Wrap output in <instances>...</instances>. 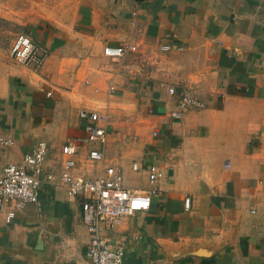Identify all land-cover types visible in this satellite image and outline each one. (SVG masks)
<instances>
[{
	"label": "crops",
	"instance_id": "crops-1",
	"mask_svg": "<svg viewBox=\"0 0 264 264\" xmlns=\"http://www.w3.org/2000/svg\"><path fill=\"white\" fill-rule=\"evenodd\" d=\"M15 13L47 57L34 71L13 41L0 53V173L44 142L58 177L61 147L85 135L79 111H96L106 159L86 160L99 146L84 145L75 172L114 166L127 188L157 191L147 211L99 226L123 264H264V0H0V16ZM107 45L129 51L114 62ZM185 89L203 108L174 118ZM38 197L0 215V264H90L80 202L58 182Z\"/></svg>",
	"mask_w": 264,
	"mask_h": 264
},
{
	"label": "built area",
	"instance_id": "built-area-1",
	"mask_svg": "<svg viewBox=\"0 0 264 264\" xmlns=\"http://www.w3.org/2000/svg\"><path fill=\"white\" fill-rule=\"evenodd\" d=\"M169 51L170 46L160 48ZM129 51V46H105L104 55L114 62H119ZM11 57L18 63L37 71L43 65L46 51L36 46L25 34H18L13 40ZM174 94V88L169 89ZM203 108L194 94L185 89L179 96L174 118H181L188 109ZM79 118L85 120L83 137L69 138L61 147L65 157L62 162L61 174L57 177L46 173L44 164L47 159V147L44 142L39 143L33 152L24 156L19 165H10L0 173V215L5 216L6 223H10L16 216L17 210L24 209L29 204H39L38 192L44 182H58L65 189L69 201L78 200L81 206V216L84 226L90 233L88 257L90 264H123V252L113 247L99 234L100 224L111 228L128 216L137 212L147 211L150 208L152 196L157 194L154 188L146 191H137L127 188L123 176L114 166H106L104 173L96 178L80 176L75 172L77 155L82 146L96 144L98 149H91L86 155L90 162H104L105 146L108 141L106 127L107 116L96 111L81 110ZM155 136L157 132L153 133ZM9 144V141H3ZM133 169L139 166L133 164ZM162 177L157 166L149 168V182L154 184ZM185 208L190 205L189 198L185 199Z\"/></svg>",
	"mask_w": 264,
	"mask_h": 264
},
{
	"label": "rangeland",
	"instance_id": "rangeland-1",
	"mask_svg": "<svg viewBox=\"0 0 264 264\" xmlns=\"http://www.w3.org/2000/svg\"><path fill=\"white\" fill-rule=\"evenodd\" d=\"M35 6V5H34ZM22 13H15L13 18L0 16V53L8 54L11 42L20 33H26L28 23L21 18Z\"/></svg>",
	"mask_w": 264,
	"mask_h": 264
}]
</instances>
